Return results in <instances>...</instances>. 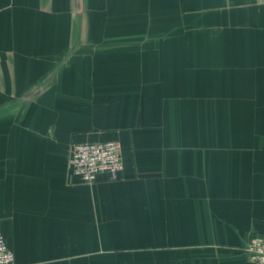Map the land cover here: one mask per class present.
Masks as SVG:
<instances>
[{"label": "crops", "instance_id": "obj_1", "mask_svg": "<svg viewBox=\"0 0 264 264\" xmlns=\"http://www.w3.org/2000/svg\"><path fill=\"white\" fill-rule=\"evenodd\" d=\"M105 141L125 170L80 183ZM0 230L15 264H252L264 0H0Z\"/></svg>", "mask_w": 264, "mask_h": 264}, {"label": "built area", "instance_id": "obj_2", "mask_svg": "<svg viewBox=\"0 0 264 264\" xmlns=\"http://www.w3.org/2000/svg\"><path fill=\"white\" fill-rule=\"evenodd\" d=\"M70 170L82 184H95L102 174L116 179L125 170L124 149L119 141L75 143L71 155ZM239 253L252 264H264V235H254ZM0 264H15V255L8 248L0 230Z\"/></svg>", "mask_w": 264, "mask_h": 264}, {"label": "trees", "instance_id": "obj_3", "mask_svg": "<svg viewBox=\"0 0 264 264\" xmlns=\"http://www.w3.org/2000/svg\"><path fill=\"white\" fill-rule=\"evenodd\" d=\"M242 255V254H241ZM242 256H244V255H242ZM245 257V256H244Z\"/></svg>", "mask_w": 264, "mask_h": 264}]
</instances>
